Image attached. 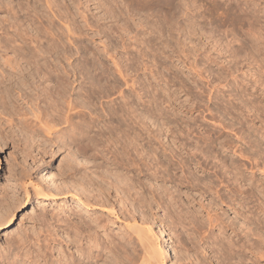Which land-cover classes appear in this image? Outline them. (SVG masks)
I'll list each match as a JSON object with an SVG mask.
<instances>
[{
  "label": "rangeland",
  "instance_id": "1",
  "mask_svg": "<svg viewBox=\"0 0 264 264\" xmlns=\"http://www.w3.org/2000/svg\"><path fill=\"white\" fill-rule=\"evenodd\" d=\"M165 1L150 0L143 3V0H55V8L53 7V12H50L45 7L43 0H0V21L4 20L6 16L9 17V23L15 19L16 24H19H15L16 27L26 28L29 33L32 32L34 35L39 34L43 46H46L47 39L48 42L55 40V44L58 45L57 55H59L60 63L66 64L68 68L71 66L72 69L74 68L75 75L71 77L75 80L73 81L74 91H78L81 84L84 88H90L89 90L93 91L91 93L95 94H91L89 99V102H92V104L89 103L91 114L88 111L87 113L84 111V113L87 117H96L95 125L91 129L93 132H90L91 149L86 152L75 150V147L63 146L59 149L57 143L43 139L42 132L31 133L24 128L20 129V124L17 121L0 123V253L13 255L18 250L24 253L25 249L29 248L35 254L37 245L34 246L32 243L22 250L8 246L10 241L12 242L24 232L33 234L37 233L39 228L44 227L45 229V220L48 221L47 225H59L58 228L55 227L58 230L57 234L64 238L70 230L68 231L63 226V222L56 220H77L78 216L75 213H82L84 218L88 219L84 213L85 209L77 206L71 195L80 191L83 196H91L96 192L93 182L100 180V177H105V180H101V186L107 192L106 194H109L106 197L111 202L115 203V198L122 195V193L117 195L118 193L113 188L111 189L108 181L114 178L113 154L115 153L114 156L117 153L119 155V146L121 148L124 143L122 134L129 124V115H127L129 107L125 102L128 93H130L128 85L130 81H134L135 94L133 95L138 109L136 122H139L136 123L137 125L134 124V128L137 127L135 131L139 133L137 147L141 152L139 155L131 153L130 156L135 155L141 170L129 173L132 179L131 183L133 182L135 187L128 186V188L130 187L129 193L132 198L145 200V206L134 212L137 219L139 221L149 220L148 222L157 236L165 237L171 247V254L166 257V264H181V262L199 264V261L202 264L209 262L210 264H219L213 257L216 254L215 251H210L208 243L198 241L197 233L191 231L192 225L187 226L189 224L186 219L193 216L198 220L201 214L205 216V211L201 214L197 213L200 210V202L204 203L207 208H212V211L214 209V212L217 210L223 220H239L240 222V220H244L243 214L251 216L250 220H255L258 217L260 220H264V213L260 211V206L264 208V189L261 191V186L259 187L261 190L251 188L252 191L246 181L245 184L241 182L244 185L237 187L242 190V193L235 200H228L225 203L212 199L209 192L204 193L203 191V189H207V186H212L211 189H213L212 184H215L214 186L217 188L212 191L220 190L218 193L223 198L230 195L232 187H236V183L232 179L237 171L234 169L235 164H243L242 167L240 166V170L248 176L253 171L255 172L254 178H264V168H262L264 166V143L261 145L257 143L258 140L261 142L264 140V0H185L187 6L183 10L184 16L175 15L172 19L171 11ZM177 1L174 0V2ZM215 3L219 4V9ZM186 7L188 8L186 9ZM13 10L19 11L17 19L12 15ZM81 10L84 14L80 12ZM105 11L107 13H104ZM65 12H68L67 19L73 20L77 25L75 31L69 36L71 39L67 35L71 32L66 31L64 27V21H67ZM41 13H44L45 16L39 17ZM174 17L184 26V31H181L182 28L180 31L176 30L179 26H177ZM3 24H7V21H3ZM185 25L190 26H187V29ZM174 27L176 28L174 29ZM46 28L48 30H45ZM169 29L173 31H169ZM188 30L189 32H187ZM240 45H243L244 48L241 46L242 49H240ZM234 47H238L237 49L240 51H237L236 56L230 53ZM215 48L219 50L216 51ZM115 62L118 65H113ZM92 65L98 69L93 70ZM101 71H103L102 74L99 73ZM97 73L101 75V80L97 82L98 85L95 84L92 87L90 82ZM108 74H111L110 77ZM120 74L127 77L129 81L127 85L123 83V77ZM109 78L111 83L108 82ZM116 78L117 81H113ZM110 84L112 87L109 86ZM113 85H115L114 88ZM103 93L110 96L106 97ZM249 109L252 111H248ZM241 119L242 121L248 119L243 124L246 129L245 133L239 132L242 136L235 128L240 126L238 122ZM117 129L123 130L118 134ZM111 134H116L117 138L112 137ZM219 135H221L220 138H218ZM208 136L214 140L212 144L214 150L209 151L210 149L207 148L206 151L201 152L197 149L198 143ZM106 139L113 140L115 147ZM221 140L226 142L223 143V148L218 144ZM228 140L236 146L232 149L230 146V148L226 147ZM178 141L185 142L186 148H182ZM162 145L166 148L165 155L161 151L163 150ZM238 145L244 147L243 153L246 154L245 158L247 159L238 156V152L235 150ZM169 149L172 150V153L180 152L183 156H186L187 152H193L195 159L201 162L205 168L206 174L213 179V183H208L210 179L205 178L203 183L201 182L202 184L192 188L188 184L187 178L179 182V178L188 173L186 169L183 171L177 165L179 157L177 155H175L176 157L170 156ZM214 151L215 153H212ZM140 155L141 157H139ZM250 157L254 162L256 161L258 167L250 168ZM123 158L125 159V157ZM221 158H223V162ZM69 159L70 161L74 159L72 162L76 167V173H70L67 166ZM193 163L191 164L192 168L195 166ZM222 163L225 166H222ZM152 172L157 173V176L164 174V185L170 189L169 192L172 191V194H175L176 200H172L169 205H166L169 197L164 196L163 188L158 186V184H163L162 180L160 177L155 179ZM198 174H201V170ZM219 180H222L224 184ZM30 182L45 191L52 192L53 198L44 199L34 196L29 185ZM205 182L209 185L206 186ZM25 186H28L31 198L25 208L19 211L18 208L15 209V204L22 198ZM246 190L253 193L248 194L249 191ZM161 196L162 198H160ZM210 200H213L215 205ZM241 201L246 202L245 206H240ZM125 205L131 210L127 201ZM120 207L121 205L117 204L116 208H119L118 213L119 216L121 215L120 220H124L129 212L124 210V214L120 213L119 211H123ZM11 211L14 213V222L10 227L2 229V223ZM191 211L194 214L191 215ZM236 211L239 213L242 211V214H235ZM112 228L114 232L120 233L123 231V223L116 222ZM227 232L230 233V231ZM192 233L194 236L191 235ZM219 234L220 230L214 229L213 235ZM230 235L235 239L232 233ZM159 244L163 246L160 240ZM55 247L58 245L56 244ZM124 250L126 251L124 254L131 260L139 261L143 255V250L136 241L126 243ZM248 256L250 254L247 253L246 257ZM251 262V259H248L245 263L251 264ZM260 262L264 264V258Z\"/></svg>",
  "mask_w": 264,
  "mask_h": 264
},
{
  "label": "bare ground",
  "instance_id": "2",
  "mask_svg": "<svg viewBox=\"0 0 264 264\" xmlns=\"http://www.w3.org/2000/svg\"><path fill=\"white\" fill-rule=\"evenodd\" d=\"M99 1H102V0H99ZM145 1L148 2L150 0H143V3ZM43 2L45 4V7L47 9H49L50 12L51 11L53 12L52 9H53V7L55 8V0H43ZM165 2L168 4V7H169L168 9L171 11L170 12L171 13V19L175 15L180 16V17L184 16L183 14L185 12L183 10L185 9L184 7L187 6V5H185V3H186L185 0H178L177 2H174V0H166ZM215 5H216L217 9L220 8L219 4L215 3ZM147 6H149V5H147ZM95 7H97V6H95ZM190 7H192V6H190ZM187 8L188 7H186V9ZM18 12L19 11H14V13L12 12L13 13L12 15L14 18H16V16H19ZM80 12L82 14H84L82 12V10ZM215 12H217V11H215ZM67 13L65 12L66 19H67ZM104 13H107V11H105ZM43 14L41 13V15L39 17L45 16ZM38 15H37V17H38ZM83 17H85V15ZM44 18H46V17H44ZM175 18L176 17H174V19ZM174 19H173V21H174ZM183 20L185 21L186 19H183ZM3 21H7V24H3ZM8 21H9V17L7 18V16L4 20L0 21V120H1L0 123H2L3 121L5 123H8V122L10 123L11 121H17V123L20 124L19 125L21 127L20 129L24 128V129H26V131L28 130L31 133H36L37 131H40L43 133V136H44L43 139H45L46 141H50V142L53 141V142L57 143V147L59 149L64 146L67 148L75 147L76 148L75 150H81L83 152L90 150L91 149L90 142L92 141V139L90 138V132L92 131L91 130L92 127H94V125H95L96 117H91V116L89 117L88 116L89 117L88 118L85 115L84 111H86V113L88 111L91 114V108H90L89 103L92 104V102H89V99L91 97V94H93V93H91L93 91L92 90L90 91L89 90L90 88L89 89L84 88L81 84L79 86L78 91L77 90H76V92L74 91L75 89L73 87V81H75V80L71 79V77L75 75L74 70H73L74 68L72 69V66L70 65L71 62L68 63L71 66V68L66 67V64H64V63H60V59L58 58L59 55H57L58 54V52H57L58 45L55 44V42H54L55 40L50 41L51 39L49 38L50 42H48V39H47L46 46H43V44L40 42V39L38 36L39 34L34 35V34H32V32L29 33V31L26 28L20 29L19 27H16L15 26V24H16L15 19H14V21H11V23H9L10 21L9 22ZM67 21H64V27H65L66 31L71 32L70 34L67 32L68 38H70L69 36H71V34L75 31V29L77 28V25L74 24L73 20L70 21V19L69 20L67 19ZM175 21H176V19H175ZM176 24H178L177 26H179L176 29L177 31L178 30L180 31V28H182L181 31H184V28H183L184 26H182V24L179 21H176ZM187 24H189V22ZM16 25H19V24L17 23ZM170 25H171V22H170ZM187 26L188 25H185L186 28H187ZM10 28H12V30H9ZM175 28L176 27H174V29ZM45 30H48V29L46 28ZM63 31H65V30H63ZM169 31H173V30L169 29ZM187 32H189V30ZM182 33L183 32H181V34ZM186 34H189V33H186ZM190 34L192 35V33H190ZM183 35H184V33H183ZM210 39H211V37H210ZM56 41H57V39H56ZM219 45H218V47H219ZM241 46H243V45H240V49H242ZM234 48L231 50L230 53H233V55L236 56V54H238L237 51H239V50L237 49L238 47L235 49ZM243 48H244V46H243ZM218 50L216 49V51H218ZM221 50H223V49H221ZM62 54H63V52H62ZM232 58H234V57H232ZM113 65H118V64H116V62H115V64L113 63ZM105 67H107V66H105ZM89 68H90V66H89ZM92 69L96 70V69H98V67H95V65L94 66L92 65ZM114 71H116V70H114ZM102 72L103 71H101L99 73L102 74ZM99 73H97L96 75L93 74L95 77H93L92 81L90 82L92 87H93V85L97 84V82H99V80H101L100 79L101 75ZM110 75H109V77H110ZM123 75H121L123 78L121 76L120 77L123 79V83L125 85H127L129 81H128L127 77H124L125 75L124 76ZM107 79H108V77H107ZM115 80L117 81V78L114 79L113 81H115ZM108 82L111 83L110 78H109ZM113 83H116V82H113ZM133 84H134V81H132V82L130 81V84H128L130 87L129 88L130 93H128L129 94L128 97L126 96L127 101L125 102V104L127 103L128 107H129V108H127V109H129V113L127 114V115H129L128 116L129 122L127 121L129 124L127 125V129L122 134L124 139L122 137H120V139L122 138L124 140V143H123L124 146L120 143L123 147L121 146V148H120V146H119V149H120V151H118L119 155L117 153L114 156L115 153L113 154V152H112L113 150L111 151L113 154L112 169H114V173H113L114 178L110 179V181H108L110 186H111V189L113 188L114 191L118 193L117 195L122 193V195H121L122 197L118 196L117 198H115V200H116L115 203L111 202L110 199H108L106 197V195H109V194H106L107 192H105L104 188H102V186H101V180H105V177L104 176L100 177V180H97V182H95V181L93 182L95 185L94 187H95L96 192H94L91 196L90 195L83 196L82 195L83 193H81L80 191H78V193H73L71 195V197L76 201L77 206H80V207L85 209L84 213H86L88 219L84 218L85 216L82 215V213H79V214L75 213L78 216L77 220H59V219L56 220V221L63 222V226H65L66 229H68V231L70 230V232L66 233L64 238L59 237V235L57 234L58 230L56 228H58L59 225H57V224L56 225H52V224L47 225L48 221L45 220L46 221L45 229H44V227L42 229L39 228L37 233H33V234H29V232H24V233L22 232L23 234H20L18 236V238H16L12 242L10 241L9 246H8V247L16 248L17 250L19 248H21L20 250H22V248H25L28 244L32 243L34 246L37 245L36 246L37 250H36L35 254H33L29 248L25 249L24 253H22L18 250L13 255H9V254H5L4 252L3 253L1 252L0 253V264H166V257L170 256L171 247L169 246L165 237L160 236V238H159V236H157V234L154 232L151 224H149V222H148L149 220L145 219V220L139 221L137 219L134 212L136 210H139L140 207L145 206V200H142L143 198L141 200H139V199L136 200V198H132L131 194L129 193L130 187H135L133 182L131 183L132 179L130 178L129 173H131V172L133 173V171L139 172V170H141L139 161L136 159L135 155L130 156L131 153H135L136 155H139L141 153V152H139L138 147H137V145H139L137 143L139 133H137V131H135V129L137 127L134 128V124H136V123L138 124L139 122H136V119H138L137 118L138 112L136 113V111L138 109L135 105L136 101H135L134 95H133V94H135L134 89H133ZM109 86L112 87L111 84ZM114 86L115 85H113V88H114ZM99 87H100V85H99ZM96 92H97V90H96ZM93 95H95V94H93ZM107 95L108 94H106L105 96L107 97ZM108 96H110V95H108ZM259 96H261V94ZM117 104H119V103L117 102ZM249 108H251V107H249ZM127 109H126V112H127ZM250 110L251 109H249L248 111H250ZM121 111H119V112H121ZM115 113H116V111H115ZM115 113H114V115H115ZM253 115H255V114L253 113ZM244 117H243V120H244ZM251 117H252V115H251ZM246 121H242V119H241V121L238 122V123H240V126L235 127L237 129L238 134L241 131H242V133H245L244 131L246 129L243 127V124ZM105 123H107V122H105ZM232 125H234V124H232ZM232 125H230V126H232ZM247 126H249V125H247ZM117 127H119V126H117ZM119 128H121V127H119ZM121 130H123V129L118 130V134H119V131L121 132ZM97 131H98V129H97ZM111 131H113V130H111ZM102 133H100V134H102ZM112 133H114V132H112ZM236 133H235V135H236ZM116 134H117V132H116ZM116 134L115 135L111 134V136L113 135L112 137H114V136L116 137L117 136ZM238 134H237V136H238ZM246 135H247V133L245 134V136ZM220 136L221 135H219L218 138H220ZM240 136H242V135H240ZM92 138H93V136H92ZM111 138H110V140H111ZM116 138H113V139L115 140ZM212 139L209 136L207 138L203 139L202 141L200 139L201 142L198 143L197 149L200 150L201 152L206 151L207 148H208V150L210 149L209 151H213L214 147L212 144L214 143L213 142L214 140H212ZM241 139H243V138H241ZM110 142L109 143L112 146H114L113 140ZM223 143H226V142L224 140H221L218 142V144H220L221 146L223 145ZM257 143L259 145H261V143H264V140H263V142H261V140H258ZM227 144H228V146H226V147L230 146L231 149L236 146V145H232L229 140L227 141ZM115 145H116V143H115ZM179 145H181L182 148H186V146H187V144L185 142H179ZM162 147H163V145H162ZM222 148H223V146H222ZM243 148L241 145H238L235 150H237L239 157L245 158L246 154L244 155ZM121 149H122V151H121ZM154 149H156V148H154ZM148 150H150V149H148ZM116 151H117V149H116ZM161 151H163V152L166 151V148L163 147V150H161ZM169 151L171 152L170 156L176 157L175 155H177V157H179V159L177 161V165L183 171L186 169V171L188 173V174L180 177L179 182H181V180H184V178H187L188 184H190V186L192 188L195 186H199V184L201 182L203 183L205 178L210 179V180H208V183L209 182L213 183V179L211 177H209L208 174H206L205 168H203V165H201V162H199L197 159H195L193 152L192 153L187 152L186 156H183L180 152L172 153L171 149H169ZM234 152H236V151H234ZM212 153H215V151ZM160 154H162V153H160ZM163 154L165 155V152ZM141 155L139 157H141ZM211 156H213V155H211ZM123 157H125L126 160ZM223 158H221L222 162H223ZM93 159H94V156H93ZM245 159H247V158H245ZM221 160H219V161H221ZM72 161H74V159H72L71 161H70V159L67 160V162H68L67 166H68L69 170L71 171L70 173L73 174V173H76V167L73 165ZM249 161H250L249 163L251 165L250 168H252V167L254 168L256 166L258 167L256 161L255 162L253 161V158L251 159V157H250ZM101 163H102V161H101ZM163 163H162V166H163ZM192 163H193V165H195L193 168L191 167ZM97 164L100 165V163H97ZM157 164H158V160H157ZM168 164H169V162H168ZM168 164H166V165H168ZM223 164L224 163H222V166H225ZM231 164H233V163H231ZM94 166H95V164H94ZM102 166H103V164H102ZM211 166H214V165H211ZM234 166H235L234 169H236L237 171H236V173L233 172L235 174H234V178H232V179L236 183V187L231 186L232 187V193L230 195H227V197L223 198V196L218 193L220 190L219 191H217V190L212 191L215 188V186H214L215 184H212L214 188L211 189L212 186H207L209 184H207L206 182L205 183H206L207 189L206 190L203 189L204 193L209 192L211 194L212 199H217V200L225 203V201H228V200H235V198L237 196H239V194L242 193V190L239 189L237 186L238 185L239 186L244 185L245 181L247 182V186L249 187V189H251V188L259 189V187L261 186L262 190L261 189H259V190L263 191V189H264V178H262V179L254 178L255 172H253V171L250 173L249 176L247 174H244L243 171L240 170L241 169L240 166L242 167L243 164L242 165L241 164H235ZM97 167H99V166H97ZM204 167H205V165H204ZM95 168H96V166H95ZM148 168H150V167H148ZM262 168H264V166ZM157 169H159V168H157ZM123 170H125V171H123ZM163 170H165V169H163ZM199 170H201L200 175L198 174ZM155 172L154 173L152 172L154 174L155 179H158L160 177V179L162 180V183H163L162 185L158 184V186L163 188V191L161 189H159V190H161L163 192L164 196L169 197L168 198L169 201H167V203H166V205H169V203L170 202L172 203V200H174L176 198L174 196L175 194L173 195L172 191L169 192L170 189L164 185L165 184V182H164L165 177H163L164 174H162L163 176H157V173H155ZM229 172H231V171H229ZM263 173H264V171H263ZM226 178H228V177H226ZM82 181H83V179H82ZM219 181L222 182V180H219ZM128 182H130L131 184H129ZM241 182H243L244 184H242ZM29 185L31 187L32 194L34 196H36L37 198H44L45 199V198H53V196H54V194L52 192L45 191L44 189H42L40 186L36 185L33 182H30ZM121 185H123L124 187L122 188ZM128 186H130V187L128 188ZM203 187H205V186H203ZM243 190H245V189H243ZM203 191H202V193H203ZM248 191H247L248 194L253 193V192H250V190H248ZM162 192H160V193H162ZM209 193H208V195H209ZM222 193H224V192H222ZM248 194H246V195H248ZM162 196L160 198H162ZM30 198H31V194L29 192V188H28V186H25V188L23 190L22 198H20L19 201L16 202L15 209L18 208L19 211L24 209ZM247 198H249V197L247 196ZM257 198L258 197L256 196V199ZM263 199H264V197H263ZM126 201L131 206V210H129L130 208H128V206L125 205ZM210 201L213 202V200H210ZM191 202H190V204H192ZM244 203L246 204V202L243 201L240 204V206L241 207L245 206ZM117 204H118V206L121 205L120 209L121 208L123 209V211H119L120 213L124 214V210L129 212V215L127 217H125L124 220H120L121 215L119 216V213H118L119 208H116ZM207 204H210V203L207 202ZM213 205H215V203ZM199 207H200V210L196 209V210H198L197 213L201 214L203 211H205V216H203L204 214L203 215L201 214L200 219H198V220H196L195 217H193V216H192V218H194L195 220H189L192 218L187 217L188 219H186V220H188V224H189L187 226L192 225L191 231L197 233L198 238H199L198 241H203L204 243H208L210 251H212V250L215 251L216 254H214L215 256H213V257H215V260L217 263H219V264H223V263L224 264H247L245 262L248 259H251V261H252L251 264H261L260 261L264 258V220H260L259 217L255 220L254 219L250 220L251 216L249 215L250 217H248L247 215H244V214H243L244 220H240V222H239V220H223L218 215L217 210H216V212H214L215 211L214 209L212 211V208L211 209L207 208L204 205V203H202V202L199 203ZM186 210H187V208H186ZM260 211L264 213V208L262 206H260ZM240 212L241 213L236 211L235 214H239V215L242 214V211H240ZM184 213H182V214H184ZM192 214H194V213H192V211H191V215ZM186 216H188V215H186ZM194 216H197V215H194ZM13 222H14V213H13V211H11L8 214V217L6 218V220L2 223V229L10 227ZM116 222L123 223V231H121L120 233L113 231L112 226L115 225ZM50 226H51V228H50ZM214 229L220 230V234L217 236L216 235L214 236L213 235ZM227 231H230V233ZM231 233L233 234V236H235V239H233V237L230 235ZM191 235H193V233ZM197 235H195V236H197ZM159 240L162 242L163 246H161V244H159ZM132 241H136V243L138 242L139 245L141 246L142 250H143V255L141 256V259L139 261L131 260L129 258V256L124 254L126 252L124 250L125 244L130 243ZM56 244L58 245V247H55ZM205 245L207 246V244H205ZM27 247H29V246H27ZM10 249H9V251H10ZM247 253L250 254V256L246 257ZM195 258L197 259V257H195ZM181 264H185V263L181 262ZM199 264H202V262L199 261ZM208 264H210V262Z\"/></svg>",
  "mask_w": 264,
  "mask_h": 264
}]
</instances>
